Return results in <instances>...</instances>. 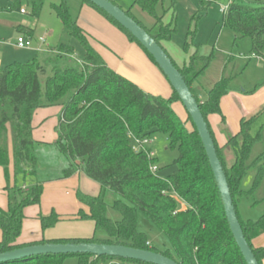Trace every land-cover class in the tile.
<instances>
[{
  "label": "trees",
  "instance_id": "obj_1",
  "mask_svg": "<svg viewBox=\"0 0 264 264\" xmlns=\"http://www.w3.org/2000/svg\"><path fill=\"white\" fill-rule=\"evenodd\" d=\"M164 1H134L132 8L138 7L154 19L151 28L142 26L132 10L126 13L163 50L162 44L171 41L177 32L174 20L164 23L168 11H164V15L157 13L158 6ZM216 1L200 0V12L207 13ZM18 2L15 0L14 4ZM83 2L123 32L131 43L137 44L158 68L147 51L116 21L86 0ZM53 10L68 36L79 42L85 54L82 61H76V67H61L58 65L60 60L70 62L75 54L71 45H61L49 53L51 56L44 63L35 59L0 69V168L6 177L8 200L7 209L0 208V254L46 244H101L151 251L177 264H246L231 233L222 197L192 119L187 113L188 120L183 124L172 108V104L181 103L175 91L172 89L169 100L146 94L106 64L71 16L67 0L53 5ZM36 12L39 13V9ZM222 27L233 31L239 39L250 38L251 55L264 59V0H232L223 14ZM23 32L30 38L33 35L31 30ZM189 48L186 41L183 49L188 53ZM213 59L214 54L202 57L196 51L183 68L171 60L199 104L223 166L244 236L258 263L263 264L264 248H255L252 242L264 235V214L258 220L244 221L238 213V203L253 198L263 183L260 168L250 191L241 188L250 167L259 165V161L248 165L257 142L251 128L264 109L242 118L239 132L220 148L208 119L219 115L225 124L221 102L228 95L231 79L224 75L207 92L205 101H200L193 89ZM41 78H45L44 82ZM49 107L60 108L56 127L58 140L53 145L68 163L63 178H71L81 171L100 186L98 196L80 191L77 194L79 203L87 211L80 210L75 219L92 222L95 232L90 239L49 241L43 237L39 242L20 244L25 210L40 205L43 186L39 183L25 190L9 184V144L12 142L14 176L36 177L39 163L35 146L39 142L33 139L34 117L37 111ZM188 123L192 130L187 127ZM156 133L166 134L171 148L179 153L174 162L175 173L165 180L151 172V166L156 165L154 158H149L145 152L133 151L135 139L150 141ZM226 150L236 156L229 169L223 157ZM107 191L119 196V200L109 205L105 199ZM109 209L119 213L121 220L110 219ZM140 213L166 239L164 250L153 246L146 234L138 230ZM38 221L44 234L60 220L53 212L49 216L39 215ZM70 257L77 258L79 264H98L99 261L145 264L91 255H46L2 264H63Z\"/></svg>",
  "mask_w": 264,
  "mask_h": 264
},
{
  "label": "rangeland",
  "instance_id": "obj_2",
  "mask_svg": "<svg viewBox=\"0 0 264 264\" xmlns=\"http://www.w3.org/2000/svg\"><path fill=\"white\" fill-rule=\"evenodd\" d=\"M14 1L0 0V69L15 62L27 64L35 59L44 63L51 56L49 54L51 52L46 54L47 49L55 50L61 45H71L75 54L70 62L60 60L59 66L76 67V61L83 60L84 49L78 41L68 36L62 21L53 10V5L61 4L62 0H19L16 5ZM79 1L81 0H67L70 14L76 20L81 14ZM109 1L125 13L132 10L134 17L142 26L153 27L155 21L152 17L142 12L138 7L132 8L135 0ZM229 1L218 0L214 2L207 13L200 12V0H165L157 8L159 15H164V11H168L164 18L165 24H169L173 20L176 24V34L171 41L164 42L162 46L179 68L189 64L191 56L196 51L202 57L214 54L210 67L193 86L200 101L207 99V92L224 75L231 79L228 95L221 102L225 124H222V118L219 115H212L209 118L211 123L209 124L212 125L213 132L221 144L239 132L242 118L250 117L264 109V59L251 55L252 41L250 38L239 39L233 31L222 27L223 13L221 8L228 6ZM38 9L39 13L36 12ZM21 11L25 13L23 14ZM91 28L87 32L92 38L94 48L109 56L110 65L104 57H101L110 68L111 66L115 67V61L118 63L122 61L119 60L121 55L114 51L115 48H118L116 49L118 52L123 50L120 41L102 28L96 26ZM21 29L31 30L32 37H28ZM19 38H25L30 43L31 48H19L17 46ZM41 38L46 39L45 44L40 41ZM186 41L190 44L188 53L183 49ZM39 47L46 51L36 53L35 49ZM135 47L139 46L135 44ZM140 51L129 54V60L134 65L131 66V62L125 63L120 67V73L116 69H111L136 84L146 94L169 100L173 94L171 85L146 53L142 49ZM44 80L45 78H41L42 82ZM172 108L181 122L185 124L188 115L184 106L178 102L172 104ZM59 114V107H49L37 111L34 117L33 139L36 142L50 144L41 145L37 143L35 146V155L39 163L36 177L18 176L16 178L14 176L13 147L12 142H10L9 184L32 189L40 183L43 186L41 203L39 206L27 208L25 214L27 216L34 215L31 218H36L39 215L49 216L54 212L60 221L51 229L58 232L60 238L87 239L93 236V225L90 221H77L75 219L80 210L87 211V208L79 203L77 194L80 191L88 195L95 193L94 195L98 196L100 187L89 178H85V184L82 183V185H77L75 182L64 185L68 179L63 178V169L68 163L53 145L58 140L56 127ZM187 127L192 130L191 124L188 123ZM251 134L257 138V142L252 149L248 165L251 166L255 161H259V165L250 167L241 188L243 191H250L260 168L263 170V183L253 198L244 199L238 203V213L244 221L258 220L264 214V113L253 124ZM144 148L154 156L158 168V177L165 180L175 173L177 168L174 166V162L179 153L178 150L171 148V143L166 134L156 133L152 140L145 143ZM223 157L227 168H231L236 160L234 153L231 150L223 151ZM6 185L4 170L0 168V186H2L0 188L2 191ZM62 185H64L63 188ZM105 199L111 205L114 201L119 200V196L107 191ZM108 216L113 221L121 220L120 214L112 209H109ZM138 230L146 234L153 246L160 250L165 249L166 239L141 213L139 214ZM99 235L106 237L104 233ZM257 241L256 243L264 248V236ZM63 264H79V262L77 258L70 257ZM98 264L128 263L99 261Z\"/></svg>",
  "mask_w": 264,
  "mask_h": 264
},
{
  "label": "water",
  "instance_id": "obj_3",
  "mask_svg": "<svg viewBox=\"0 0 264 264\" xmlns=\"http://www.w3.org/2000/svg\"><path fill=\"white\" fill-rule=\"evenodd\" d=\"M94 5L123 29H125L153 58L156 65L178 95L186 112L198 132L212 169L218 190L222 197L226 217L235 242L246 264H259L256 260L240 225L236 208L230 193L228 181L218 157L214 140L208 128L199 104L185 82L183 76L174 66L167 53L155 40L131 17L109 0H86ZM46 255H91L137 261L145 264H177L175 261L151 251L133 249L125 246L101 244H46L18 249L0 254V264L16 262L37 256Z\"/></svg>",
  "mask_w": 264,
  "mask_h": 264
},
{
  "label": "crops",
  "instance_id": "obj_4",
  "mask_svg": "<svg viewBox=\"0 0 264 264\" xmlns=\"http://www.w3.org/2000/svg\"><path fill=\"white\" fill-rule=\"evenodd\" d=\"M79 2L81 4V6H80L81 14H80L79 18L77 19V22H78V25L80 26V28L88 36V39H89V41H90V43H91L92 46H93L92 41H91L92 38H91L90 34H88L87 31H90L89 29H92L91 27H94V26L104 29L111 36L115 37L117 40L120 41L121 49H123V50H121L120 52H118V51H116V49H118V48H115L114 51L117 52V53H119V55H121V57L119 56L120 57L119 60H122V61H120L119 63L117 61H115L116 66L115 67L111 66L112 69H116L120 73V67L122 65H124L125 63H127V62H131L129 60V54L131 52H137V53H139V52H141L140 51L141 49L139 47H135V44L131 43L129 41V39L127 38L126 35H124L119 29H117L109 21H107L101 14H99L93 8H91L88 5H86L82 0L79 1ZM21 30L22 31H25L24 29H21ZM93 48H94V46H93ZM39 49H41L42 51L39 52L38 51ZM49 49L50 48L47 49L48 52H46V54L49 53V52H55L58 48L55 49V50H51V49L49 50ZM95 50L100 54V56L104 57V59L110 65V60L108 58L109 56H106L103 52H101L98 49H95ZM35 51H36V53H41V52H44L46 50L44 48H42V47H39V48L35 49ZM132 64L133 63L131 62V66H132ZM210 126H211V129L213 131L212 125H210ZM214 136H215V139H216V141H217V143L219 144L220 147H223V146L226 145L227 142H223L224 144H221L217 140L218 138L216 137L215 133H214ZM39 143H42L41 145H47V144L50 145L49 143H45V142H39ZM65 168H66V166H65ZM64 169H63V171H64ZM85 178H88V177L83 172L78 171L71 178H68V180L64 183V185L70 184V183L73 184L74 182L77 185H82V183L85 184V181H84ZM64 185H62V188H63ZM0 187H2V186H0ZM5 188H6V186L3 188V191L0 188V208H2L4 210H6L7 209V206H8L7 194L5 192ZM22 188L25 189V190H28V188H26V187H22ZM94 194L93 195H90L89 194V196L95 197ZM67 195H68V193H67ZM25 212H26V210H25ZM25 217H26V219H25L24 224H23V232H22L21 238L19 240V243L20 244H31V243L39 242V241H41L43 239V237L46 240H49V241H51V240L67 239V238H60V234L58 232L52 230V229L46 231L43 234L42 233V230H41L40 223L38 221V216L36 218H31V217H34V215L33 216H27V214H25ZM92 225H93V235H94L95 226H94L93 223H92ZM263 236L264 235H262V236L256 238L255 240H253L252 243H253V246L255 248H263V247L260 246V244H257L256 243V242H258L257 240L260 239ZM92 237H89L87 239H90ZM74 239H78V238H74ZM0 240H1V232H0ZM263 264H264V262H263Z\"/></svg>",
  "mask_w": 264,
  "mask_h": 264
},
{
  "label": "built area",
  "instance_id": "obj_5",
  "mask_svg": "<svg viewBox=\"0 0 264 264\" xmlns=\"http://www.w3.org/2000/svg\"><path fill=\"white\" fill-rule=\"evenodd\" d=\"M231 2H232V0L229 1V4H230ZM229 4H228V6H226V7H222V8H221V12H222L223 14H225V13L227 12L228 7H229ZM21 13L24 14L25 12H24V11H21ZM40 41H41L43 44L46 43V39H45V38H41ZM17 46H18L19 48H21V49L31 48L30 43L27 42L25 38H19V39H18ZM38 51L40 52V51H42V50L39 49ZM145 143H148V141H146V142H141V141L135 139V144H134V147H133V151H134L135 153L145 152V153L148 154V157H149V158H153V157H154L153 154L150 153L149 151H147V150L144 148ZM151 172L154 173V174H156V173L158 172V168L156 167V165L151 166Z\"/></svg>",
  "mask_w": 264,
  "mask_h": 264
}]
</instances>
